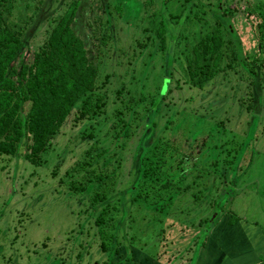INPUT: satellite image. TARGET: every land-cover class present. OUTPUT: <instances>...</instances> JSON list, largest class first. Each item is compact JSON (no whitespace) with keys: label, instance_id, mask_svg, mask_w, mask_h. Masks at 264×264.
Segmentation results:
<instances>
[{"label":"rangeland","instance_id":"obj_1","mask_svg":"<svg viewBox=\"0 0 264 264\" xmlns=\"http://www.w3.org/2000/svg\"><path fill=\"white\" fill-rule=\"evenodd\" d=\"M229 1L230 8L238 9L230 16V33L225 34L227 53L222 56L223 71L202 90L184 83L183 53L179 61L170 62L169 57L163 60L164 56L156 55L154 43L157 41L150 40L145 49H139L136 44L139 39H145L141 32L150 20L153 22L149 30H155V24L161 22L160 30L164 31L168 22L175 19L170 16L179 14L180 5L169 6L164 0H86L83 7L78 6L71 26L74 33L83 38L94 64L104 66L101 82L105 72L112 74L106 88L117 86L119 79L128 83L134 90L128 88L123 98L127 105L131 93L136 99L141 97L139 91L143 96L148 93L154 96L162 84L163 95L153 105L145 95L146 102H133L121 116L133 133L127 138L121 132L109 144L110 150L117 152L111 161L113 165L118 164L116 173L119 175L110 179L117 185L108 199L96 208H91L87 202L85 211L80 213L82 205L57 184L58 175H63L66 165L72 167L90 146L84 135L91 132L93 125L97 126L95 132L99 129V137L111 131L120 117L116 109L121 102L114 94L120 85L108 92L107 105L103 107L105 113L92 119L89 114V118L75 126L71 118L65 122L50 150L44 154L41 166L15 158L6 160L3 166L5 160L0 158V264H103L109 258L113 259V264H205L210 251L207 246L210 249L214 246V250L223 248L218 244L222 241L219 229L226 219L232 218L233 222L239 217L238 221L258 223L264 228V43L261 41L259 48V29L255 26V20H263V17L257 10L247 13L248 5L253 8L256 2L263 0H243L237 5ZM218 3L225 6L221 0H203L202 3L208 9V20L213 27L222 19V13L216 18L211 12ZM38 5V0H9L4 7V16L10 25L23 26L24 19L35 14L24 33V37H28L26 54L30 53L29 57L48 36L46 30L51 29V18L68 7L60 0H44L35 9ZM116 6L121 14L117 19L109 13H115ZM171 29L175 34V28L168 25L167 31ZM240 46L247 57L245 61L256 60L243 69L238 62L240 58L233 53L234 49L239 51ZM261 61L262 67L259 66ZM117 62L122 64L117 66ZM161 66L171 72L170 81ZM222 74L226 75L223 79ZM150 120L155 121L152 127ZM221 120L223 125L219 124ZM146 134L143 142L141 138ZM106 139L111 140V137L106 136ZM114 142H122L123 148L114 146ZM137 149L145 150L143 166L161 160L157 162L158 168L166 172L162 182L154 185L161 192L160 199L154 192L146 199L141 197L142 193L137 197L141 190L132 195L127 191L134 188L136 177L140 176V169L134 167L142 156L137 154ZM242 149L251 163L243 166L241 172L232 168L227 171L228 184L219 189L218 175L226 170L222 159ZM119 156L121 166V162H115ZM215 160H219L218 167ZM58 163L61 165L56 177L51 171ZM155 168L148 169L147 175ZM165 182L170 186L164 187ZM186 184L190 189L184 190ZM145 190L149 192L146 187ZM120 194L122 202L118 206L122 211L119 215L116 213V218H126L119 226L124 228L127 238L116 251L112 245L110 255H103L94 218L99 208L114 204ZM87 199L88 195L84 202ZM117 235L120 238L121 235Z\"/></svg>","mask_w":264,"mask_h":264},{"label":"trees","instance_id":"obj_2","mask_svg":"<svg viewBox=\"0 0 264 264\" xmlns=\"http://www.w3.org/2000/svg\"><path fill=\"white\" fill-rule=\"evenodd\" d=\"M43 1L38 0L39 5L35 6V9L39 8ZM85 1L60 0V3H64V5L69 2V5H66L68 7L61 14L51 18V29L46 30V35L48 36L42 44L31 51V56L29 57L30 53L26 54V51H28V37H24V33L27 31V27L32 24L35 14L25 18L23 26L10 25L4 16V7H7L9 0H0V158L5 160L3 161V166H5L6 160L9 161L12 158L23 159L35 166H41L44 162V154L50 150L52 141L61 133V128L65 122L71 118L75 126L85 118H89L87 117L89 114L90 119H92L105 113L106 110L103 107L107 105L106 97L108 92H112L120 85L114 90V94L121 102L118 109H116V113L120 117L116 119L112 128H108L111 133L106 132L107 134L99 137L97 134L99 129L95 132L97 126L94 127L93 125L91 132L86 135L83 134L89 139L90 146L88 144L89 147L84 149L82 157L76 159L72 167L69 164L66 165L62 176L57 174V172H60V163L56 164L51 171L53 176L57 177L58 175L60 177L57 184L62 186L65 193L69 194L73 199L76 198L77 203L82 205V210H79L80 213L85 211L84 207L87 202L91 208H96L99 203L103 204L115 191L117 184L114 186L113 179H110L112 176L118 177L119 174L116 173L118 164L113 165L111 158L116 156L117 152L116 150L111 151L109 144L113 142V139L119 137L121 132L127 138L133 133L130 131V125L123 117L121 118L124 112L128 111L127 107L136 101L146 102L144 99L146 94L143 96L140 93L141 91H137L141 97L139 96L136 99L130 92L131 94L127 99V102L130 100L129 104L124 103L123 98L127 95L128 88L131 87H129L128 83L121 82V79H119L117 86L107 89V83L112 76L108 72H105V75L103 74V81L101 82L100 77L102 72H104V66L100 63L94 64V61L89 57L83 38L77 36L71 26L73 20L76 19L78 6L83 7ZM164 1L166 5L169 4L171 6L172 3H175L182 7L179 14L170 16V19L171 17L175 19L170 20L167 24V28L168 25H172L175 28V34H172V29L167 31V28H165L164 31H161V22L155 24V30H149L152 26L150 22H153L150 20L148 26L146 24L141 32V34L145 35V39H139L136 42L137 47L145 49L149 45L147 43L150 40L157 41V43H154L157 50L156 55L164 56L163 60H165V57H169L168 60L170 62L174 61V59L179 61L181 53H183L186 61L181 66L186 76L184 83L190 87L202 90L208 81H211L215 75L223 71L221 66L222 56L227 53L224 48L225 34L230 33L228 24L231 23L232 14L238 8L236 9V6L235 8H230L229 0H221L224 1L225 6L218 3L219 6H214L211 11L216 18L219 17V13H222V19L219 20L217 26L213 27L208 20V9L202 4L203 0ZM242 1L231 0V3H236L237 5ZM255 5H253V8L248 5L247 13H253L254 10H257V13L259 12V15L263 17V20H255V26L259 29L260 48L261 41L264 43V0L259 3L256 2ZM113 10L115 13L113 11H109V13H112L114 18L117 19L118 15H121L117 11L119 8L116 6ZM232 10L233 12H231ZM193 11L198 13L193 15ZM225 15H229V17L227 16L224 19ZM177 26L180 28L179 30ZM234 34V31H232L231 35L233 36ZM185 41L186 44H183ZM181 45L182 49H180ZM233 53H236V58H240L238 62L242 69L247 66V63L256 61H245L247 57L242 47L239 48V51L234 49ZM121 64L122 62H117V66ZM259 66H263V61H261ZM161 67L164 69L163 74L168 75L169 77L166 78H169L170 81L171 72H167L165 66ZM225 76L222 74L221 78L223 79ZM169 81H167V91L170 92ZM163 87L164 84L160 88L158 86L154 96H149V93L146 95L150 99V105H153L158 97L163 95L161 94V88ZM149 123L152 127L155 121L150 120ZM104 124L105 121L101 127H104ZM219 124L223 125L224 121L221 120ZM106 136H110L112 141L107 140ZM147 136V134L144 135L141 140L144 142ZM114 146L123 148V143L114 142ZM243 151L245 150L236 151L235 153L239 154H236L237 156L234 154L232 157L227 156L222 159V163L226 165V170L218 175V178H220L219 189L222 188L223 184L224 186L228 184L227 181L229 180L226 172L231 170V168L232 171L239 169V161L244 155ZM137 154L139 156L142 155L134 166L136 170L140 169V176L136 177L134 182V188L136 189L137 186V189H127L129 195H132L134 191L141 190L137 197L142 193L141 197L147 199L149 193L154 192L156 198L160 199L162 196L161 192L159 193V189L154 186L156 183L162 182V175L165 174V170L158 168L157 162L161 161L160 158L153 162L154 164L148 163L143 166L141 160L145 156V150L139 151L137 149ZM120 157H117L115 162L120 163ZM163 160L165 161V159ZM215 161V166L218 167L219 160ZM235 164L236 166H234ZM121 165L122 162L120 163ZM153 167L157 168L150 175H147L148 169ZM130 174L131 172L129 171L128 175ZM167 182H165L166 184L163 183L166 188L168 184L170 186V183ZM145 187L149 192L145 190ZM190 187L189 184H186L184 190H188ZM87 195L88 199L84 202ZM121 195H118V200L114 204L103 205L98 209L97 213L95 212L96 209H94L97 214L94 218V225L98 227L99 247L103 255H107V253L110 255L112 245L114 246V251H116L117 246L123 244L127 238L124 228L121 229L119 226V224L122 226L125 223L126 218L124 217L120 220L116 218L117 214L119 215L122 211L118 206L122 202ZM161 210L159 209V211ZM125 212L127 213V209ZM228 212L230 213V211ZM230 220L232 221V218ZM71 230L74 229L72 228ZM117 234L121 235L120 238ZM158 258L159 260L161 259V257ZM113 263V259L109 258L103 264Z\"/></svg>","mask_w":264,"mask_h":264},{"label":"crops","instance_id":"obj_3","mask_svg":"<svg viewBox=\"0 0 264 264\" xmlns=\"http://www.w3.org/2000/svg\"><path fill=\"white\" fill-rule=\"evenodd\" d=\"M250 160L244 152L237 172H241V167L248 166ZM238 219L232 222L228 218L221 224L222 241L218 244L223 248L214 250V246L211 249L207 246L210 251L205 264H264V228L258 223L247 224Z\"/></svg>","mask_w":264,"mask_h":264}]
</instances>
